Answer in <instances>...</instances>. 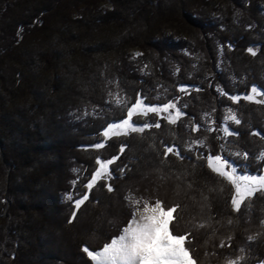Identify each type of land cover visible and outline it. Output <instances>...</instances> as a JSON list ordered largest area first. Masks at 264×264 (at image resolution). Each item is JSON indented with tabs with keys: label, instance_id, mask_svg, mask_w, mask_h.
Returning <instances> with one entry per match:
<instances>
[{
	"label": "trees",
	"instance_id": "trees-1",
	"mask_svg": "<svg viewBox=\"0 0 264 264\" xmlns=\"http://www.w3.org/2000/svg\"><path fill=\"white\" fill-rule=\"evenodd\" d=\"M253 86L264 94V0H0V264H95L82 248L118 238L131 199L179 205L170 230L190 234L197 264H264V193L235 211V189L207 163L225 155L262 172L264 103L243 99ZM117 90L122 104L109 99ZM141 99L182 115H133L161 127L104 137ZM228 107L239 125L222 124ZM165 145L183 159L165 158ZM116 156L88 192L96 159ZM68 192L89 195L71 223Z\"/></svg>",
	"mask_w": 264,
	"mask_h": 264
},
{
	"label": "snow or ice",
	"instance_id": "snow-or-ice-1",
	"mask_svg": "<svg viewBox=\"0 0 264 264\" xmlns=\"http://www.w3.org/2000/svg\"><path fill=\"white\" fill-rule=\"evenodd\" d=\"M249 53L253 56L256 52L253 49H248ZM136 56L141 55L135 53ZM181 88V91H184ZM199 91V89H197ZM251 94L245 93L243 99L247 101H254L255 97L261 95V91H258L257 87L251 88ZM233 101H239L240 96H231ZM256 103H264V100H255ZM143 102L137 100L134 107L127 112L128 119H123L122 123H111L107 126V130L103 131V136L108 137L109 134L115 129L117 131L127 127L131 132H143L145 128H160L159 122L154 124H145L143 127L133 126L129 121L132 118L133 112L136 108H139ZM176 104L166 103L162 108L151 107L146 109L148 112L153 113H169L170 109H175ZM182 115L179 109L176 110L175 115L169 113L167 120L170 124L176 123V118ZM237 125L241 123L237 116L231 117ZM228 135L234 133L227 128L224 129ZM127 134V133H125ZM238 135V133H235ZM256 135L257 133H252ZM93 147L96 149H102L105 147L104 143L98 142ZM126 145H121V154L125 150ZM168 154H175L178 158L183 159L180 156V152L176 150V146H164V156L167 158ZM237 155H240L237 153ZM247 158V153L243 154ZM119 159L118 156L112 159L102 162L99 158L95 163L99 165V168L94 170L91 174L88 182L84 185L88 192L95 187V185L106 177L111 176L109 171V165L115 160ZM208 167L214 172L218 173L220 177L228 180L232 187L235 189V195L231 196V204L235 211H239L241 205L245 203L246 198H252L257 192L264 193V175H237V168L233 167L230 162L222 158L221 155H209L207 157ZM225 168H230L231 171H226ZM123 173L124 169H120ZM104 187L108 192L114 191L113 186L110 183H105ZM67 199L73 201V196L68 194ZM89 200L87 193L82 194L80 198L75 199L72 217L69 219L71 223L75 218L77 211ZM131 204L135 205L133 208V215L130 218V223L124 226L122 234L118 235V238L111 239V242H105L102 246V250H90L87 246L82 248V251L95 262V264H197V261L193 259L190 254V250L185 246L188 240V235L174 233L170 230V225L176 219L173 215L179 208V205L165 206L159 199L154 201L141 199H132ZM231 224V220H229ZM264 223V221H262ZM203 227V225H200ZM253 237H249V240ZM223 246V245H221Z\"/></svg>",
	"mask_w": 264,
	"mask_h": 264
},
{
	"label": "rangeland",
	"instance_id": "rangeland-1",
	"mask_svg": "<svg viewBox=\"0 0 264 264\" xmlns=\"http://www.w3.org/2000/svg\"><path fill=\"white\" fill-rule=\"evenodd\" d=\"M105 5H110L108 2H106L105 3ZM176 30H177V28L172 24H169V25H164L163 26V32L165 33V35L166 36H169V35H171V33L173 34H177L176 33ZM182 35H184L185 36V33L184 32H182ZM174 38H177V36H174ZM178 39V38H177ZM222 51V50H221ZM128 55H130L131 56V58H135L136 57V55H135V53H142V51L140 50V49H138L137 47H133V48H131V49H129V51H128ZM220 53H222V52H220ZM258 89V88H257ZM217 90L220 92V94L221 93H224V91L222 90V88L221 89H218L217 88ZM118 91H120V90H117V91H115L110 97H109V99H112L113 98V100H116V103L117 104H122V103H124L125 102V100H126V96H124L125 94H123V93H120V92H118ZM259 91V90H258ZM251 94V93H250ZM108 99V100H109ZM255 99H257V100H262V99H264V94H263V92H261V95L260 96H257V97H255ZM140 101H142L143 103L141 104V106L139 107V108H136V110L133 112V115L135 116V115H138V114H140L141 116H146L147 114L149 115V114H151V113H153V112H148V111H146V109H148V108H151V107H158V108H162L163 106L162 105H153V106H150L149 104H147V103H145L144 101H143V99H141ZM174 104H176V103H174ZM177 109H179L180 111H181V113H182V110L179 108V106L178 105H176V108L175 109H170L169 110V113L170 114H172L173 116L175 115V112H176V110ZM85 111H87V114H88V112H89V110H84L83 112H85ZM91 112H93V109H92V111ZM169 113H163V112H161V113H156V114H158V115H162V116H168L169 115ZM84 115V114H83ZM133 115H132V117H133ZM233 115H235V116H237V118H238V115H237V113H236V111L235 110H233L232 108H230V107H228V109H226L225 110V117H224V119H223V125H225V126H227L228 127V124H230V123H235V121H233L232 119H231V117L233 116ZM82 116V115H81ZM84 117V116H83ZM179 118V117H178ZM178 118H176V120L178 119ZM128 119V118H127ZM239 119V118H238ZM131 124H133V126H136V127H143L146 123H135L134 121H133V118H131V120L129 121ZM204 127H206V126H208L209 128H210V130H213L214 128H215V122H216V120H215V118H214V116L212 115V114H206L205 116H204ZM116 123H122L121 121L120 122H116ZM107 130V129H106ZM130 129L129 128H127V127H125V128H123V129H121V130H119V131H117V130H113L110 134H109V136L108 137H106V138H110V136L111 135H122V134H125L127 131H129ZM197 147H204V141H201V140H196V141H194V142H192V144L189 146V149L192 151V150H197ZM235 155H237V153H235ZM222 156V158H225V159H227L229 162H230V164L233 166V167H236L237 168V175H241V174H246V175H264V168H263V170H262V172H258V173H254V172H251L250 170H249V168H248V165H245V164H237L234 160H231V159H229L227 156H225V155H221ZM225 170L226 171H231V169L230 168H225ZM132 200V199H131ZM95 263V262H94Z\"/></svg>",
	"mask_w": 264,
	"mask_h": 264
},
{
	"label": "built area",
	"instance_id": "built-area-1",
	"mask_svg": "<svg viewBox=\"0 0 264 264\" xmlns=\"http://www.w3.org/2000/svg\"><path fill=\"white\" fill-rule=\"evenodd\" d=\"M175 39L178 40L177 38H175ZM132 59H134V58H132ZM115 102H116V100H115ZM83 114L86 115L87 114V111L83 112ZM260 156L261 157H264V151L261 152V155ZM68 194H71L72 196H74L72 192H68L67 194L64 195V199L66 201H68V199H67Z\"/></svg>",
	"mask_w": 264,
	"mask_h": 264
}]
</instances>
